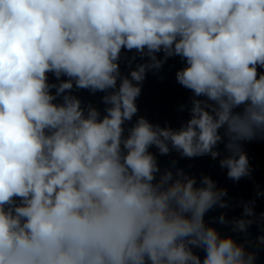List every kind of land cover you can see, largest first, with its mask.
Segmentation results:
<instances>
[{"label": "clouds", "instance_id": "obj_1", "mask_svg": "<svg viewBox=\"0 0 264 264\" xmlns=\"http://www.w3.org/2000/svg\"><path fill=\"white\" fill-rule=\"evenodd\" d=\"M173 57L190 118L133 123L146 73ZM78 90L103 93V114ZM256 140L264 0H0V264H256L255 201L211 222L246 239L222 234L205 217L229 207L226 190L161 171L150 150L215 159L223 144L220 166L239 181Z\"/></svg>", "mask_w": 264, "mask_h": 264}, {"label": "water", "instance_id": "obj_2", "mask_svg": "<svg viewBox=\"0 0 264 264\" xmlns=\"http://www.w3.org/2000/svg\"><path fill=\"white\" fill-rule=\"evenodd\" d=\"M49 81L56 82L55 77L52 74H49Z\"/></svg>", "mask_w": 264, "mask_h": 264}]
</instances>
